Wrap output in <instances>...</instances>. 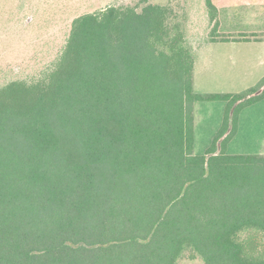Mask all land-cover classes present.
I'll return each mask as SVG.
<instances>
[{"label":"trees","instance_id":"16d2710c","mask_svg":"<svg viewBox=\"0 0 264 264\" xmlns=\"http://www.w3.org/2000/svg\"><path fill=\"white\" fill-rule=\"evenodd\" d=\"M150 1L74 17L52 61L0 83V264H264V155L228 154L264 90L196 94L182 24ZM196 102L226 103L203 156Z\"/></svg>","mask_w":264,"mask_h":264},{"label":"rangeland","instance_id":"374dc122","mask_svg":"<svg viewBox=\"0 0 264 264\" xmlns=\"http://www.w3.org/2000/svg\"><path fill=\"white\" fill-rule=\"evenodd\" d=\"M142 0H0V83L23 79L37 73L52 61L64 44L74 17L108 5L132 6ZM40 2L42 19L37 17ZM151 4L170 6L182 24L195 56L194 92L207 94H245L264 90L263 19L251 11L240 12L236 25L222 20L218 42L209 44L214 24L206 0H151ZM217 5L220 6L217 1ZM142 4L140 6V9ZM224 14H226L224 12ZM250 42V43H246ZM226 103L196 102L194 155L203 156L222 126ZM228 154L264 155V100L245 108L239 131L228 146ZM179 264H204L187 254Z\"/></svg>","mask_w":264,"mask_h":264},{"label":"crops","instance_id":"0c3cea01","mask_svg":"<svg viewBox=\"0 0 264 264\" xmlns=\"http://www.w3.org/2000/svg\"><path fill=\"white\" fill-rule=\"evenodd\" d=\"M217 1L220 6L217 5ZM215 5L218 9V21L219 27L220 25L223 28L222 20H231L232 24L236 25V21L240 20V12L251 11L256 13L255 17L264 20V0H215ZM224 12L226 14H224ZM262 26L264 27V21L262 22ZM225 43H243V42H215L209 44H225ZM250 43V42H246ZM260 47L264 48V39H261L258 43Z\"/></svg>","mask_w":264,"mask_h":264}]
</instances>
